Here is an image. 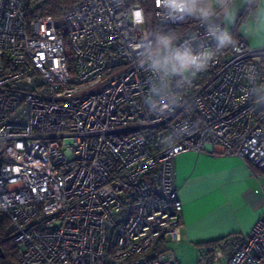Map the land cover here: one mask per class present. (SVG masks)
<instances>
[{
	"label": "built area",
	"instance_id": "obj_1",
	"mask_svg": "<svg viewBox=\"0 0 264 264\" xmlns=\"http://www.w3.org/2000/svg\"><path fill=\"white\" fill-rule=\"evenodd\" d=\"M186 18L161 0H76L59 18L0 0V221L16 253L0 264H179L167 248L148 256L160 236L180 239L176 156L221 152L264 174V104L240 101L264 48L239 36L191 85L167 89L138 65L146 31ZM179 36L215 46L200 22ZM218 249L219 264H264V213L202 264Z\"/></svg>",
	"mask_w": 264,
	"mask_h": 264
},
{
	"label": "crops",
	"instance_id": "obj_2",
	"mask_svg": "<svg viewBox=\"0 0 264 264\" xmlns=\"http://www.w3.org/2000/svg\"><path fill=\"white\" fill-rule=\"evenodd\" d=\"M250 19L249 14L244 20ZM234 26L230 27L232 34ZM237 34L249 48H264V41L246 35L241 25ZM175 185L182 205L176 245L247 236L264 213V174L234 155L181 152L175 159Z\"/></svg>",
	"mask_w": 264,
	"mask_h": 264
},
{
	"label": "clouds",
	"instance_id": "obj_3",
	"mask_svg": "<svg viewBox=\"0 0 264 264\" xmlns=\"http://www.w3.org/2000/svg\"><path fill=\"white\" fill-rule=\"evenodd\" d=\"M161 4L173 18L185 16L199 21L206 27L207 35L215 41L213 48L201 45L197 50L194 47L195 37L181 38L175 32L146 31L136 45L137 63L158 78L164 89L172 84L174 78H179L175 81L177 85H191L197 74L206 71L219 54L236 47L238 41L230 27L236 23L241 8L251 15L250 20L241 23L246 35L264 41V0H161ZM255 73L254 67L245 70V79L251 88L243 90L240 101L264 104V82H258ZM150 90L160 91L154 85ZM177 100L175 94L161 96L159 101L152 103L151 109H170Z\"/></svg>",
	"mask_w": 264,
	"mask_h": 264
},
{
	"label": "trees",
	"instance_id": "obj_4",
	"mask_svg": "<svg viewBox=\"0 0 264 264\" xmlns=\"http://www.w3.org/2000/svg\"><path fill=\"white\" fill-rule=\"evenodd\" d=\"M76 0H29L30 3L33 4V12L42 15V16H51L53 18H59L63 11L66 8H69L75 3ZM250 13L244 9L242 13L239 15L235 26L233 28V35L235 38H238L239 35L237 34L238 28L241 25V23L244 21V19L249 15ZM199 21L187 17L186 20L180 24L177 25H171V26H162L157 29V31L160 32H175L178 35H181L186 30L191 28L193 25L197 24ZM257 69H258V82H264V58H260L256 61ZM253 170L256 172L257 169L253 166ZM8 229V222L6 220L0 221V252L4 255V258L9 261H16V253L13 251V249L10 247V241H9V234L7 233ZM228 237H222L218 238L216 240L207 241L204 243H200L198 245H204L210 247L216 244L221 243L222 241L226 240ZM166 243V239L164 236H160L155 243L152 245L148 256L151 259L157 258L161 253L164 252Z\"/></svg>",
	"mask_w": 264,
	"mask_h": 264
},
{
	"label": "rangeland",
	"instance_id": "obj_5",
	"mask_svg": "<svg viewBox=\"0 0 264 264\" xmlns=\"http://www.w3.org/2000/svg\"><path fill=\"white\" fill-rule=\"evenodd\" d=\"M165 247L174 251L175 257L179 264H202V253L206 250L207 246L195 245L190 246L186 244L176 245L173 242L166 240ZM14 251V250H13ZM2 253V252H0ZM222 250L218 249L212 255L215 261L214 264H219L222 261Z\"/></svg>",
	"mask_w": 264,
	"mask_h": 264
},
{
	"label": "snow or ice",
	"instance_id": "obj_6",
	"mask_svg": "<svg viewBox=\"0 0 264 264\" xmlns=\"http://www.w3.org/2000/svg\"><path fill=\"white\" fill-rule=\"evenodd\" d=\"M136 15H137V18H139V13H137Z\"/></svg>",
	"mask_w": 264,
	"mask_h": 264
},
{
	"label": "water",
	"instance_id": "obj_7",
	"mask_svg": "<svg viewBox=\"0 0 264 264\" xmlns=\"http://www.w3.org/2000/svg\"><path fill=\"white\" fill-rule=\"evenodd\" d=\"M0 256H3V254H2V253H0Z\"/></svg>",
	"mask_w": 264,
	"mask_h": 264
}]
</instances>
